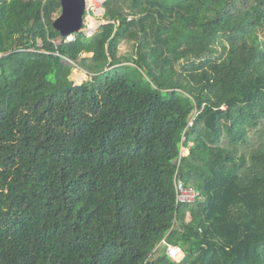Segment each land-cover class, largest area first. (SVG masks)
<instances>
[{"label":"trees","instance_id":"16d2710c","mask_svg":"<svg viewBox=\"0 0 264 264\" xmlns=\"http://www.w3.org/2000/svg\"><path fill=\"white\" fill-rule=\"evenodd\" d=\"M103 8L63 42L59 0H0V264H264V0Z\"/></svg>","mask_w":264,"mask_h":264},{"label":"water","instance_id":"95a60500","mask_svg":"<svg viewBox=\"0 0 264 264\" xmlns=\"http://www.w3.org/2000/svg\"><path fill=\"white\" fill-rule=\"evenodd\" d=\"M59 2L61 14L52 22V27L60 37L63 39L72 37V40H74L75 36L81 33L86 37H91L94 31H83L85 14L87 12V0H59ZM113 38L114 36L106 44L107 53ZM107 67L110 68L111 64H108ZM71 90L86 91L87 88L82 85H74L66 91L69 92Z\"/></svg>","mask_w":264,"mask_h":264},{"label":"rangeland","instance_id":"374dc122","mask_svg":"<svg viewBox=\"0 0 264 264\" xmlns=\"http://www.w3.org/2000/svg\"><path fill=\"white\" fill-rule=\"evenodd\" d=\"M106 0H102L101 4H100V10H101V15L99 16H96L95 14V11L92 9V8H88L87 7V12L85 14V20H84V26H83V31L84 32H88L89 30V26H88V19H90L92 17V19H94L97 23H98V26L94 29H91L90 31H94L93 34L99 29V27H101L102 25H105L107 22L103 19L104 17V13H105V10L103 8V5L105 3ZM61 14V10L57 13H55L53 15V18L52 20H56ZM257 36L260 38L261 41H264V24H261V26L257 29ZM58 33H56L54 36H56ZM92 34V35H93ZM61 41L63 42H69V41H72V37H68V38H65V39H61ZM131 49V46L129 44H126L124 42L120 43L119 45V52L120 53H127L129 52ZM86 57H88V55H85ZM68 65L71 64V63H67ZM73 65V64H72ZM73 81L75 82V85H83V84H86V86H90L92 84V81H91V76L88 75L87 73L83 72L82 70H80L79 68H76L74 70V73H73ZM252 140H254L253 137H250ZM184 154L186 153V151L183 152Z\"/></svg>","mask_w":264,"mask_h":264},{"label":"built area","instance_id":"2783aa9c","mask_svg":"<svg viewBox=\"0 0 264 264\" xmlns=\"http://www.w3.org/2000/svg\"><path fill=\"white\" fill-rule=\"evenodd\" d=\"M196 114L197 113H195L191 118V120L189 121L188 127L192 125V121ZM174 163L178 167L180 164V158L174 161ZM174 190H175V205L177 207L180 205H185V204L189 205L195 203L199 195L198 192L193 187L185 185L184 182L178 178L177 174L175 175L174 178ZM161 245H164L166 247L167 256L172 261L177 262L184 257L183 250L177 245L169 244L166 241V238H164L161 241Z\"/></svg>","mask_w":264,"mask_h":264},{"label":"bare ground","instance_id":"6f19581e","mask_svg":"<svg viewBox=\"0 0 264 264\" xmlns=\"http://www.w3.org/2000/svg\"><path fill=\"white\" fill-rule=\"evenodd\" d=\"M101 2L102 0H87V7L92 8L95 11L96 16H100L101 10L99 6ZM88 26L89 30H91L96 28L98 26V23L91 17L90 19H88Z\"/></svg>","mask_w":264,"mask_h":264}]
</instances>
